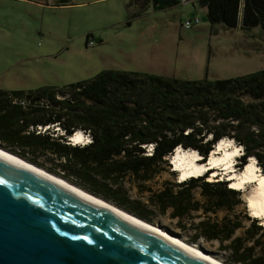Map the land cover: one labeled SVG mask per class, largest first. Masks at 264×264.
<instances>
[{
	"label": "trees",
	"instance_id": "trees-1",
	"mask_svg": "<svg viewBox=\"0 0 264 264\" xmlns=\"http://www.w3.org/2000/svg\"><path fill=\"white\" fill-rule=\"evenodd\" d=\"M138 1L154 10L180 2ZM198 2L212 23L264 30V0ZM76 130L88 141L72 143ZM222 138L240 146L238 169L253 157L264 174V67L197 80L104 69L62 86L0 89L4 150L148 223L166 217L190 234L186 242L215 244L225 264H264V221L247 213L239 190L169 170L175 147L197 151L204 163ZM161 172L172 179L147 185Z\"/></svg>",
	"mask_w": 264,
	"mask_h": 264
},
{
	"label": "rangeland",
	"instance_id": "rangeland-1",
	"mask_svg": "<svg viewBox=\"0 0 264 264\" xmlns=\"http://www.w3.org/2000/svg\"><path fill=\"white\" fill-rule=\"evenodd\" d=\"M27 1L0 0V88L5 90L62 86L86 80L104 69L197 80L229 78L264 67V30L212 23L198 0L180 1L161 10L138 0H70L67 5H60L61 0ZM192 17H197L198 23L183 28L181 24ZM86 37L93 41L92 46L86 44ZM86 141L88 137L84 135L80 143ZM237 147L239 152L232 156L231 163L239 172L247 163L235 168V157L242 152ZM231 149L232 146L221 147L218 154ZM202 160L199 156L196 161ZM169 161V170H174L171 156ZM220 168H208L205 179L229 177L231 172L217 175ZM174 171L180 180L179 171ZM212 172L216 174L211 176ZM171 179V174L161 172L147 185L157 188L163 180ZM249 187L250 184L245 189L235 187L245 203ZM129 193L137 196L133 188ZM245 210L249 213L246 206ZM259 219L264 221V217ZM156 221L160 229L155 228L223 263L215 244L188 243L185 240L190 234L173 228L169 219L158 217Z\"/></svg>",
	"mask_w": 264,
	"mask_h": 264
},
{
	"label": "water",
	"instance_id": "water-1",
	"mask_svg": "<svg viewBox=\"0 0 264 264\" xmlns=\"http://www.w3.org/2000/svg\"><path fill=\"white\" fill-rule=\"evenodd\" d=\"M11 154L0 150V264H212Z\"/></svg>",
	"mask_w": 264,
	"mask_h": 264
},
{
	"label": "bare ground",
	"instance_id": "bare-ground-1",
	"mask_svg": "<svg viewBox=\"0 0 264 264\" xmlns=\"http://www.w3.org/2000/svg\"><path fill=\"white\" fill-rule=\"evenodd\" d=\"M84 138V134L80 130H76L71 136L70 140L71 142H80ZM229 146H232V149L230 151L222 150L221 154H218L219 149L221 147L228 148ZM2 150V149H0ZM3 151V150H2ZM5 152V151H4ZM239 152V147L237 145L235 146L233 141L228 138H222L213 147L212 150H210L206 162H197L196 160L199 158V154L197 151L192 149H184L180 146H177L174 148V151L172 152L171 159L173 162V169L179 171V178L185 179L190 176H198L204 173L208 168L210 167H221L223 171V175H227V171L231 170V173H228L229 177H226L227 179L233 178V182H229V186L235 188L239 187L241 189H245L248 184H250V187L248 190L249 192L246 194V207L249 211V215L252 217L261 218L264 217V174L260 171V168L255 164V159L253 157H249L248 162H246L245 169L243 171H235L232 168V156ZM9 153V152H6ZM11 154V153H9ZM12 155V154H11ZM14 156V155H12ZM15 157V156H14ZM17 158V157H16ZM20 159V158H18ZM21 161L25 162L24 160L20 159ZM29 164V163H28ZM38 169V168H37ZM40 170V169H39ZM216 174V172H212L211 176ZM219 174V173H218ZM232 174V175H231ZM51 176V175H50ZM56 181L64 185L66 188L71 190L72 192L80 195L81 197L87 199L88 201L99 205L101 207H105L106 209L113 211L122 217L132 220L136 223H140L139 225H143L144 227H148L151 231H157L161 235L167 237L177 245L187 249L188 251H191L195 255H198L207 261L211 262L212 264H223L217 259L209 256L208 254L204 253L203 251L192 248L190 246H187L184 242H182L180 239L169 236L168 234L160 231L158 228H155V226L145 224L143 221L139 222L137 221L135 216H130L127 212L124 210H118L114 205L107 203L106 201L96 198L94 196H91L89 194H86L85 191H81L80 189L69 185L65 181L53 177ZM255 180V183H251ZM238 189V188H235ZM247 192V191H246ZM124 211V212H123ZM148 225V226H146ZM195 247V246H194Z\"/></svg>",
	"mask_w": 264,
	"mask_h": 264
},
{
	"label": "built area",
	"instance_id": "built-area-1",
	"mask_svg": "<svg viewBox=\"0 0 264 264\" xmlns=\"http://www.w3.org/2000/svg\"><path fill=\"white\" fill-rule=\"evenodd\" d=\"M180 1L185 2V1H187V0H180ZM198 20H199V19H198L197 17H192V18L186 19L181 25H182L183 28L188 29V28H190L191 26L197 24V23H198ZM87 44H88L89 46H92V45H93V41H92V40H89V41L87 40ZM21 104H23L22 101H21Z\"/></svg>",
	"mask_w": 264,
	"mask_h": 264
},
{
	"label": "clouds",
	"instance_id": "clouds-1",
	"mask_svg": "<svg viewBox=\"0 0 264 264\" xmlns=\"http://www.w3.org/2000/svg\"><path fill=\"white\" fill-rule=\"evenodd\" d=\"M86 44H87V43H86ZM85 136H86V135H85ZM78 143H80V142H78ZM82 143H83V142H82ZM173 151H174V150H173ZM236 157H237V156H236ZM236 157H235V158H236ZM235 168L238 170V168L236 167V162H235ZM209 171H212V170H209ZM218 171H219V172H218L219 174H217V175H220V172H221L222 170H218ZM228 172H231V170L227 171V173H228ZM204 174L206 175V172L202 173L201 175H204ZM222 175H223V174H222ZM221 179L227 180L225 177H222V176H221ZM254 181H255V180H254ZM232 188H233V187H232ZM234 189H235V188H234ZM237 190H239V189H237ZM245 204H246V203H245Z\"/></svg>",
	"mask_w": 264,
	"mask_h": 264
},
{
	"label": "crops",
	"instance_id": "crops-1",
	"mask_svg": "<svg viewBox=\"0 0 264 264\" xmlns=\"http://www.w3.org/2000/svg\"><path fill=\"white\" fill-rule=\"evenodd\" d=\"M22 1H23V0H22ZM28 1L31 2V0H28ZM28 1H27V2H28ZM68 1H70V0H68ZM37 3L39 4V2H37ZM68 3L71 4V2H67L66 4H63V5H67ZM0 89H2V88H0ZM2 90H5V89H2Z\"/></svg>",
	"mask_w": 264,
	"mask_h": 264
}]
</instances>
